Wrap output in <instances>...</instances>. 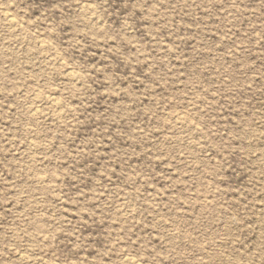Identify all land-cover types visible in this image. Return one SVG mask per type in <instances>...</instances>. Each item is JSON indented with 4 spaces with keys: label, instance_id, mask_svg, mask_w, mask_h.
Returning a JSON list of instances; mask_svg holds the SVG:
<instances>
[{
    "label": "rangeland",
    "instance_id": "rangeland-1",
    "mask_svg": "<svg viewBox=\"0 0 264 264\" xmlns=\"http://www.w3.org/2000/svg\"><path fill=\"white\" fill-rule=\"evenodd\" d=\"M127 257L264 264V0H0V264Z\"/></svg>",
    "mask_w": 264,
    "mask_h": 264
},
{
    "label": "bare ground",
    "instance_id": "bare-ground-1",
    "mask_svg": "<svg viewBox=\"0 0 264 264\" xmlns=\"http://www.w3.org/2000/svg\"><path fill=\"white\" fill-rule=\"evenodd\" d=\"M84 4V3H83ZM7 14V13H6ZM6 19L9 21V22H11V23H14V19H13V17L11 16V15H9V14H7L6 16ZM8 21H7V23H8ZM67 75L69 76V77H73L74 76V74H73V72L72 71H68L67 72ZM57 95V94H56ZM34 104V103H33ZM57 106V105H56ZM63 106V105H62ZM175 118V117H174ZM125 260V262L126 263H129V264H134V263H136V261H134L132 258H129V257H127L126 259H124Z\"/></svg>",
    "mask_w": 264,
    "mask_h": 264
}]
</instances>
